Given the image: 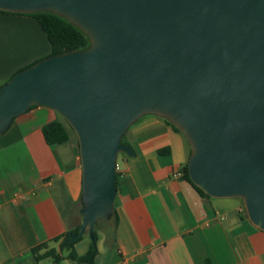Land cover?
Listing matches in <instances>:
<instances>
[{
    "label": "water",
    "instance_id": "95a60500",
    "mask_svg": "<svg viewBox=\"0 0 264 264\" xmlns=\"http://www.w3.org/2000/svg\"><path fill=\"white\" fill-rule=\"evenodd\" d=\"M13 13L53 12L90 45L49 55L0 87V133L33 105L74 129L82 166L80 231L93 244L117 197V158L147 114L191 145V181L241 198L264 231V0H0Z\"/></svg>",
    "mask_w": 264,
    "mask_h": 264
},
{
    "label": "crops",
    "instance_id": "0c3cea01",
    "mask_svg": "<svg viewBox=\"0 0 264 264\" xmlns=\"http://www.w3.org/2000/svg\"><path fill=\"white\" fill-rule=\"evenodd\" d=\"M50 53L35 17L0 12V87ZM60 117L37 105L0 133V264H39L33 248L43 242L62 255L52 239L82 223L79 142L69 132L50 144L43 134L46 124L64 123ZM124 138L134 155L117 163V221L100 220L113 221V231L97 229L95 264H264V231L244 202L203 195L182 178L192 152L183 133L147 114ZM90 244L83 238L74 249L84 255Z\"/></svg>",
    "mask_w": 264,
    "mask_h": 264
},
{
    "label": "trees",
    "instance_id": "16d2710c",
    "mask_svg": "<svg viewBox=\"0 0 264 264\" xmlns=\"http://www.w3.org/2000/svg\"><path fill=\"white\" fill-rule=\"evenodd\" d=\"M2 13H11L7 11H2ZM13 14H20V15H31L35 17L41 27L43 28L44 32L47 35V38L51 44V53L50 55H58L62 54L71 50L76 49H83L90 45L89 37L84 34L78 27L70 23L66 18L59 16L53 12H37V13H13ZM37 105L31 106L29 109L35 107ZM167 122L172 125L175 130L181 132L177 126L167 120ZM182 133V132H181ZM43 134L46 141L50 144L54 143H63L69 139V130L65 126L63 122L60 121H52L46 124L43 127ZM124 138V137H123ZM182 178L189 182L199 193L203 195H207L203 192L199 187H197L190 179L188 174V162L182 168ZM117 184H118V172H117ZM208 196V195H207ZM245 214L246 209L243 206ZM80 211V210H79ZM81 215V214H80ZM247 215V214H246ZM82 216V215H81ZM112 219L117 221V212L114 211ZM80 225L78 224L73 229H70L68 232L56 236L52 239L53 242H60L61 249L68 248L70 250L68 254V258L75 261L76 264H95V258L98 253L96 244L94 245L91 241L90 248L88 252L84 255H79L76 250L74 249V245L81 241L83 237H79L75 241H71L69 239V235L71 233L77 234L80 231ZM94 239L97 243L98 240V233L97 227L94 230ZM48 248V243L43 242L33 248V252L35 253L37 261H41L46 258H52L55 263H59L63 256L57 252L56 248H48L44 253L39 254L40 250Z\"/></svg>",
    "mask_w": 264,
    "mask_h": 264
},
{
    "label": "rangeland",
    "instance_id": "374dc122",
    "mask_svg": "<svg viewBox=\"0 0 264 264\" xmlns=\"http://www.w3.org/2000/svg\"><path fill=\"white\" fill-rule=\"evenodd\" d=\"M60 118L62 119V117H60ZM64 124L68 128L70 134L73 135L78 140V137H77L74 129L71 127V125L69 124V122L65 118H64ZM123 142L126 144L125 138H123ZM128 156L129 155L126 154L125 152H120L118 155V158H117V163L122 164L123 163V157H128ZM102 228L107 229L109 231H113V221H109V222L108 221H100L99 224L97 225V229L101 230ZM83 238L87 239V240L90 239L88 233H86ZM96 247L98 249H102L103 245H102V243L97 242ZM68 250H69L68 248H63L62 249V255L63 256L67 255ZM39 264H55V263L52 259L48 258V259L42 260ZM59 264H75V263L72 260H62Z\"/></svg>",
    "mask_w": 264,
    "mask_h": 264
}]
</instances>
